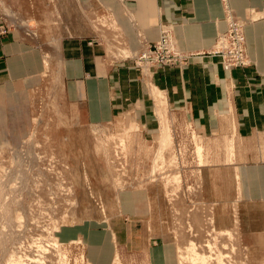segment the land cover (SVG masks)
Here are the masks:
<instances>
[{"label": "rangeland", "instance_id": "obj_1", "mask_svg": "<svg viewBox=\"0 0 264 264\" xmlns=\"http://www.w3.org/2000/svg\"><path fill=\"white\" fill-rule=\"evenodd\" d=\"M86 10L75 0H0V36L14 28L15 19L25 36L38 35L45 47L56 49L69 27L84 26V18L102 42L117 36L95 10ZM224 19L225 30L207 50H181L162 28L158 39L144 42L132 58L145 80L152 67L182 69L204 54L218 56L226 71L244 69L251 64L244 24L229 10ZM236 24L244 35L238 64L233 35L228 39ZM107 48L115 50L114 44ZM50 72L28 110V135L18 145L0 144V264H200L198 255L208 264H247L234 198L235 223L219 228L217 202L203 187L202 167L215 163L221 172L218 194H233L222 167L232 143L204 140L191 126L167 127L163 93L151 84L161 126L154 143L131 129L84 127L78 107L66 104L61 81ZM189 244L196 262L183 256Z\"/></svg>", "mask_w": 264, "mask_h": 264}, {"label": "crops", "instance_id": "obj_2", "mask_svg": "<svg viewBox=\"0 0 264 264\" xmlns=\"http://www.w3.org/2000/svg\"><path fill=\"white\" fill-rule=\"evenodd\" d=\"M75 2L84 11L95 10L117 36L102 42L92 31L90 18H84V26L69 27V35L55 49L45 47L38 35L25 36L9 18L14 28L0 36V144L18 145L28 135V110L50 71L53 80L61 81L66 104L78 107L84 127L109 124L131 129L145 143H154L161 126L151 84L163 93L167 127L191 126L204 140L226 138L233 144L232 155L222 166L233 194H218L221 181L216 175L221 172L215 163L202 167L203 187L207 198L217 202L214 219L219 228L235 223L230 212L234 198L247 264H264L262 0ZM225 10L244 24L250 66L226 71L218 56L204 54L191 58L182 69L152 67L145 80L132 58L144 42L156 41L161 29L168 28L179 49L207 50L225 30ZM111 44L115 50L107 48Z\"/></svg>", "mask_w": 264, "mask_h": 264}, {"label": "built area", "instance_id": "obj_3", "mask_svg": "<svg viewBox=\"0 0 264 264\" xmlns=\"http://www.w3.org/2000/svg\"><path fill=\"white\" fill-rule=\"evenodd\" d=\"M231 34L233 35L231 38V45L237 56L236 64H238L240 60L243 61L244 59V48H243L244 35L241 31V28L237 24L233 26L230 25V32L228 35V39L230 38Z\"/></svg>", "mask_w": 264, "mask_h": 264}, {"label": "bare ground", "instance_id": "obj_4", "mask_svg": "<svg viewBox=\"0 0 264 264\" xmlns=\"http://www.w3.org/2000/svg\"><path fill=\"white\" fill-rule=\"evenodd\" d=\"M115 28V27H114ZM122 41V40H121ZM48 59V58H47ZM164 129H167V128H164ZM168 130V129H167ZM165 131V130H164ZM162 132H163V129H162ZM166 133H167V131H166ZM168 135H169V133H168ZM167 134H165V136H168ZM162 136V134L159 136V137H161ZM165 136H163V137H165ZM170 136V135H169ZM167 138V141H168V138L169 137H165V139ZM165 139L163 140V138H162V141H164V143L163 142H161V144H162V146H163V144H164V147H165ZM170 141V140H169ZM167 143H169V142H167ZM170 144H168V146H169ZM167 147V146H166ZM165 147V148H166ZM199 147V146H198ZM168 149V148H167ZM162 151V150H161ZM198 151H200L199 149H198ZM173 158V157H172ZM172 158H170L171 160H172ZM162 159V158H161ZM163 160V159H162ZM168 161V160H167ZM173 161V160H172ZM161 164H164V162L163 163H161ZM161 164H160V166H161ZM168 164V163H167ZM166 166V165H165ZM166 167H168V166H166ZM2 192V191H1ZM17 192V191H16ZM15 197H16V195H15ZM13 198H14V195H13ZM5 211V210H4ZM8 211V210H7ZM17 216V215H16ZM4 217V216H3ZM19 216H17V218H18ZM5 220V219H4ZM8 220V219H7ZM15 220V219H14ZM21 221V220H20ZM8 222V221H7ZM13 223H15V222H13ZM19 223V222H18ZM9 225V224H8ZM2 226V225H1ZM16 234V233H15ZM2 240V239H1ZM7 242V241H6ZM5 246H7V244L5 245ZM4 246V247H5ZM56 247V246H55ZM10 249V248H9ZM190 250V253H188V251ZM7 251V250H6ZM192 251H194V246H193V244H189L188 245V248L185 250V252H183V256H186V254L189 256V258L188 259H190V260H193L194 262H196V260H197V262L198 263H200V264H208V260H207V258L206 257H204L203 255H198V256H200V257H198V258H196V260H195V258L194 257H196L195 255L193 256V254H192ZM8 252V251H7ZM44 253V252H43ZM197 255V254H196ZM11 258H13V257H11ZM15 261H18V260H15ZM8 262H11V259L10 260H8ZM14 262V261H13ZM14 263H17V262H14ZM13 264V263H12Z\"/></svg>", "mask_w": 264, "mask_h": 264}]
</instances>
